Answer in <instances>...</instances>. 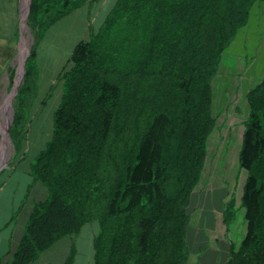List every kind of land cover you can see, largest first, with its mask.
Here are the masks:
<instances>
[{"label":"trees","instance_id":"1","mask_svg":"<svg viewBox=\"0 0 264 264\" xmlns=\"http://www.w3.org/2000/svg\"><path fill=\"white\" fill-rule=\"evenodd\" d=\"M100 1L32 0L27 23L34 42L10 131L15 157L38 93L39 42L57 21ZM263 2L116 0L90 26L58 75L62 96L52 136L30 164L28 190L39 182L43 194L33 200L6 264L35 262L94 221L93 264H190L188 206L217 126L213 80L224 52ZM246 99L239 164L247 177L239 207L247 230L239 246L230 243L223 264H264V74ZM3 110L5 123L9 102ZM8 125L9 119V131ZM11 147L1 149L2 163ZM225 203L230 222L235 197ZM74 246L63 264H74ZM200 259L201 253L193 264Z\"/></svg>","mask_w":264,"mask_h":264},{"label":"rangeland","instance_id":"2","mask_svg":"<svg viewBox=\"0 0 264 264\" xmlns=\"http://www.w3.org/2000/svg\"><path fill=\"white\" fill-rule=\"evenodd\" d=\"M115 1L101 0L92 7L84 5L72 11L51 26L39 42L36 53L39 70L38 93L25 126L26 136L18 154L14 156L16 159L25 158L20 165V171L45 147L52 136L53 113L62 96V82L58 75L68 66L74 46L89 37L90 26L100 23ZM19 20V11H14L9 13L8 19L0 21L1 117L5 113L1 109L3 89L9 84L8 92L11 90L20 64L19 45L23 47L29 35L26 25L22 28L19 43ZM263 74L264 2L253 8L249 24L237 33L224 52L220 71L213 80V109L217 115V126L208 141V155L202 179L188 206V210L192 212L188 224V241L192 247L190 264L195 262L200 253L204 260L211 257L223 258L227 244L233 242L239 246L246 233L244 209L239 207V198L247 177V170L239 164L241 128L242 120L247 118L249 112L246 93ZM9 97L7 94L5 103L9 102ZM12 98L14 109L15 97ZM12 125L13 122L9 131ZM12 152L11 147L9 156ZM14 157L7 159L5 166ZM36 194L37 198H40L43 194L42 188L39 187ZM232 197H235L236 201L231 207L234 217L227 222L223 216L225 202ZM97 231V221L87 223L79 234L58 240L32 263L63 264L72 245H75L77 251L74 264H93L92 241Z\"/></svg>","mask_w":264,"mask_h":264},{"label":"crops","instance_id":"3","mask_svg":"<svg viewBox=\"0 0 264 264\" xmlns=\"http://www.w3.org/2000/svg\"><path fill=\"white\" fill-rule=\"evenodd\" d=\"M19 4L20 0H0V21L8 19L9 13L19 11ZM244 120L245 117L242 120V134ZM24 160V157L16 159L14 163L6 165L0 170V264L10 261L24 233L32 202L37 198L36 192L39 187L42 188L37 182L28 190L31 182V161L29 160L28 164L20 171V165ZM225 240L227 239L225 238ZM229 246L230 243L224 250L223 258L211 257L206 260L201 258L199 264H223L227 260ZM38 264L42 263L38 262Z\"/></svg>","mask_w":264,"mask_h":264},{"label":"water","instance_id":"4","mask_svg":"<svg viewBox=\"0 0 264 264\" xmlns=\"http://www.w3.org/2000/svg\"><path fill=\"white\" fill-rule=\"evenodd\" d=\"M22 1L23 0L20 1L21 3H20V10H19V13H20V20H19V26H20L19 43L21 42V38H22V36H21L22 35V22L23 21H26L27 22L28 10H29V8L31 6V3H32V0H26V7H25V10L23 11L22 10V7H21ZM27 26H28L29 32L31 34V39L32 40L30 41L29 44H27V46H25L26 53H25V55L23 56V58H22V60L20 62V65H21L20 74L18 75V73L16 71V75L13 78L12 87H11V90L9 92L11 94L10 97H9L10 100H11V97L12 96L15 97V95H16L18 89H19V86H20L21 82L23 81L26 59H27V57L30 54L31 47H32V44L34 42V38H33V35L31 33V29H30V26L28 25V23H27ZM9 102H10V107L12 109L11 118H9V125H8L9 126L8 129L10 130L11 124L13 122V117H14V109H13V105H12V100L9 101ZM8 134H9V137H10V140H11L12 149H13V152H12L11 156H9V158H10V157H14V155L16 153V146H15V143L13 142V139H12V136L10 134V131H8ZM2 141H3V132L0 129V146H1ZM6 161L0 166V170L5 166Z\"/></svg>","mask_w":264,"mask_h":264},{"label":"bare ground","instance_id":"5","mask_svg":"<svg viewBox=\"0 0 264 264\" xmlns=\"http://www.w3.org/2000/svg\"><path fill=\"white\" fill-rule=\"evenodd\" d=\"M21 7H22V10L24 11V10H25V7H26V0H23V1H22ZM26 25H27V22H26V21H23V22H22V28L26 27ZM27 27H28V26H27ZM28 32H29V29H28ZM30 41H31V34H30V32H29L27 43H26L23 47H22L21 45H19V46H20V52L18 53V58H21V59H20V62H21L23 56H24L25 53H26L25 46H27V44H29ZM20 70H21V65L19 64V66H18V68H17V73H18V75L20 74ZM8 85H9V84H6L5 87H4V89H3V96H2V102H1V109H2L3 103H4L5 99H6V95L8 94ZM9 94H10V93H9ZM10 95H11V94H10ZM10 95H9V96H10ZM12 97H13V96H12ZM12 97H11V100H12ZM11 100L9 99V101H11ZM9 105H10V102H9ZM8 119H9V113H8L6 119H5V123L3 122L2 117H1V115H0V129H1V131L3 132V141H2L1 146H0V156H1V149H3L4 144H6V146H7L9 142L11 143V140H10V137H9V134H8V130H7V122H8ZM8 158H9V157H8ZM8 158H7V159H8ZM4 162H5V161H4ZM4 162H3V163H4ZM3 163H2V159H0V166H1Z\"/></svg>","mask_w":264,"mask_h":264}]
</instances>
